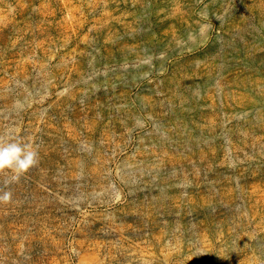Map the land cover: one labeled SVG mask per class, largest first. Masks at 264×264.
<instances>
[{
	"label": "rangeland",
	"instance_id": "374dc122",
	"mask_svg": "<svg viewBox=\"0 0 264 264\" xmlns=\"http://www.w3.org/2000/svg\"><path fill=\"white\" fill-rule=\"evenodd\" d=\"M9 132L0 264H264V0H0Z\"/></svg>",
	"mask_w": 264,
	"mask_h": 264
},
{
	"label": "clouds",
	"instance_id": "9594fccd",
	"mask_svg": "<svg viewBox=\"0 0 264 264\" xmlns=\"http://www.w3.org/2000/svg\"><path fill=\"white\" fill-rule=\"evenodd\" d=\"M39 163V149L34 142L16 138L13 133L0 135V205L13 203L10 185L18 183Z\"/></svg>",
	"mask_w": 264,
	"mask_h": 264
}]
</instances>
